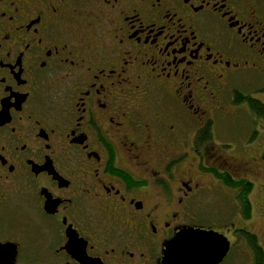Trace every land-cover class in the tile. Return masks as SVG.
<instances>
[{"label":"flooded vegetation","instance_id":"obj_1","mask_svg":"<svg viewBox=\"0 0 264 264\" xmlns=\"http://www.w3.org/2000/svg\"><path fill=\"white\" fill-rule=\"evenodd\" d=\"M42 9L0 0L5 264H165L188 227L264 264V0H71L55 31Z\"/></svg>","mask_w":264,"mask_h":264},{"label":"snow or ice","instance_id":"obj_2","mask_svg":"<svg viewBox=\"0 0 264 264\" xmlns=\"http://www.w3.org/2000/svg\"><path fill=\"white\" fill-rule=\"evenodd\" d=\"M70 2L71 0H37V3L42 4L44 9H47L49 12V16L52 20V22L48 25L50 30L55 31L63 22L60 17L66 15V12L62 11V6L67 5ZM44 9L41 10V14H43ZM185 59L189 58L185 56ZM5 96H7V93L0 95V100H3L2 107L4 109V111L0 113L7 112L8 100L4 99ZM8 99H11V97H8ZM22 146L27 150L28 141H23ZM47 146L49 148L52 147L50 143ZM36 154L39 155V152ZM31 158V156L28 157V159ZM0 162H2V164L8 163V161L4 160L2 156H0ZM173 163H175V161H173ZM45 167L49 170L47 165H45ZM13 170H15V165H13ZM36 172L39 173L40 169L37 168ZM50 172H54L52 167ZM39 182L40 177L36 176L33 183L39 184ZM41 186L48 187L47 185ZM49 191H52L54 195H59V193L55 192L53 189H49ZM56 203H59V201H53V205ZM148 214H151V210H149ZM179 215L180 213L177 211L176 216L179 217ZM58 220L63 221L64 224L70 223L67 215L59 216ZM180 222L181 221L178 220V224ZM167 223L171 226V221H167ZM173 231L175 233L173 238L167 242L170 255L197 257V259L177 260L174 264H218L223 252V241L219 236L214 234L219 231L218 228L212 231H192V228L188 227L183 230L174 228ZM68 236L70 237L67 241L69 250L73 253V255L83 258L85 252V241L78 239L76 233L71 231L68 232ZM5 239H7V237L3 235V230L0 229V264H5V256H11L14 254V248L5 244ZM60 239H63L62 230ZM57 243H59V240ZM112 251H115V247L112 248Z\"/></svg>","mask_w":264,"mask_h":264},{"label":"water","instance_id":"obj_3","mask_svg":"<svg viewBox=\"0 0 264 264\" xmlns=\"http://www.w3.org/2000/svg\"><path fill=\"white\" fill-rule=\"evenodd\" d=\"M191 228H192V231H212L213 230V229H211V230H205L203 228H193V227H191ZM214 234L217 235V236H219L221 238V240L223 241V252H222L221 259L218 261V264H219L220 262L223 261L224 256L230 250L229 249L230 241H229V239L223 233L221 234L219 232H215ZM164 252H165V257H164L163 262L165 264H174V262L177 261V260L197 259V257L170 255L169 248H168V243L166 244V248H165V251Z\"/></svg>","mask_w":264,"mask_h":264}]
</instances>
